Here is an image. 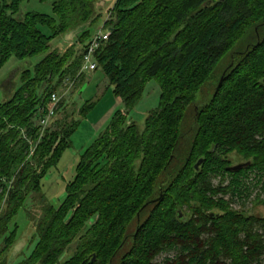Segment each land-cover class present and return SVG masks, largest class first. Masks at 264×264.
I'll return each instance as SVG.
<instances>
[{
    "label": "trees",
    "instance_id": "1",
    "mask_svg": "<svg viewBox=\"0 0 264 264\" xmlns=\"http://www.w3.org/2000/svg\"><path fill=\"white\" fill-rule=\"evenodd\" d=\"M26 1L0 0V69L10 58L47 53L68 31L81 32L64 53L49 51L33 70L23 69L21 85L0 103L4 250L17 239L18 227L11 224L27 199L36 196L43 204L39 218H31L30 254L0 264H262L264 217L223 216L224 202L213 198L230 193L248 199L254 188L264 191V0H115L105 23L109 39L95 59L124 109L80 155L57 205L45 195L42 178L72 146L80 118L95 106L88 101L77 115L67 112L87 73H80L84 50L105 16L98 0H55L54 15L23 13ZM66 77L76 90L62 99L28 158L43 109ZM151 80L160 86V101L141 128L129 115ZM232 150L250 164L227 171L224 156ZM217 172L230 176L227 186L213 185L209 174ZM201 197L204 206L222 211L214 218L207 212L205 222L194 224L182 206L195 201L197 207ZM73 244L74 254L64 260ZM172 249L180 252L174 259L156 261Z\"/></svg>",
    "mask_w": 264,
    "mask_h": 264
},
{
    "label": "rangeland",
    "instance_id": "2",
    "mask_svg": "<svg viewBox=\"0 0 264 264\" xmlns=\"http://www.w3.org/2000/svg\"><path fill=\"white\" fill-rule=\"evenodd\" d=\"M54 1L55 0H27L22 4V12H37L46 15H54L52 9V4ZM114 2L115 0L97 1V7L101 10L105 17L101 18L102 20H100V22L94 26V29L98 30L102 27L106 29L105 23L110 18V12L107 14V11ZM43 30L44 33L49 34L46 28H43ZM80 32V30H71L64 35H61L60 38L54 39L53 42H51V48L49 51L55 50L60 53H64L69 49V46L72 43L78 42ZM240 46L237 47L239 48ZM47 53L40 54L33 58H27L23 61L16 57L10 58L8 60V62L0 69V103L6 99L4 92L2 91L3 86L1 84L5 85V82L9 80L10 75H12L11 81H13L15 84V87L9 92V95H12L15 88L21 85L20 78L22 70L27 68L33 70L34 66L38 64ZM227 63L228 60L226 58L225 62L216 65V75H220ZM69 78L70 77H66L65 82H67V79L69 80ZM75 86L73 85L67 90V95L63 98L64 100L70 98L73 95L74 91L76 90ZM80 86L81 87L79 89L77 98L75 99L74 103L70 102L67 112L77 115L78 108L83 106L88 101L95 102V106L88 112L84 119L80 118L81 123L72 136V146L63 153L59 162L50 168L46 176L42 178L41 184L43 186L45 195L55 205L64 199L66 184L72 180L75 175V170L77 163L80 160V155L107 128L114 112L124 109V104L114 95L113 88L110 86L108 78L101 69L93 72H87L84 77V81ZM160 93V86L156 80L149 81L144 89L142 100L138 103L136 108L130 112L129 120L136 122L137 124L141 125V128H143L144 120L148 111L158 107L159 105ZM200 99L201 98L199 97L197 100ZM23 134L25 138L29 137L25 131ZM30 144L31 146L28 153V158H32L35 155L34 153L39 146V137L36 141H30ZM215 147L216 144L211 143L210 153L213 154L215 152ZM224 157L227 161L225 167L245 163L249 160L238 150H232ZM209 176H211L210 180L215 187L218 185L227 186L230 180V176L228 174L222 176L219 172H217V174H209ZM10 187L7 189L8 192ZM7 197L8 193L5 194V200ZM204 198L207 200L206 197H201V199L198 201L197 207H194L195 201H191L190 204H185L182 206L186 216H191V221L194 224H198L200 221L205 222L207 219L206 213L211 212V210H214V212L222 211L220 208L204 206L205 203L202 202L204 201ZM213 199L216 203H221L222 201L224 202L225 207L222 208L223 216L229 217L230 215L237 213L249 214L252 216L251 218L253 220L264 217V191L260 187L254 188L251 196L248 199H237L236 197H232L230 193L225 195L218 194V196H214ZM39 201V198L36 196L32 199L28 198L25 203V207L13 220L11 224L12 229L15 228V226L18 227L17 239L15 240L13 246L5 250L4 248L6 245H4L2 242L0 243V261L1 259H7L8 262L16 263L30 254L35 245V243L31 241V238L35 232L33 220L35 221V219H38L42 212L43 204ZM28 212H31L32 216L29 217ZM32 217L33 220L31 219ZM75 248L76 244L71 245V247L67 250L66 255L63 257L64 260H67L74 254ZM178 253L180 252L177 249L164 250L157 256L156 261L163 263L166 259H174ZM262 264H264V260Z\"/></svg>",
    "mask_w": 264,
    "mask_h": 264
},
{
    "label": "built area",
    "instance_id": "3",
    "mask_svg": "<svg viewBox=\"0 0 264 264\" xmlns=\"http://www.w3.org/2000/svg\"><path fill=\"white\" fill-rule=\"evenodd\" d=\"M109 35V31L103 27L94 32L91 41L84 50L80 73L86 71L93 72L97 69L95 53L97 49L109 39ZM74 83L75 81L67 79V82H65L64 86H62L59 91L51 94L48 103L43 109L44 111L39 119V125L41 127L39 139L44 136L46 129L51 124L53 118L56 116L60 102L67 95V90L70 89L74 85Z\"/></svg>",
    "mask_w": 264,
    "mask_h": 264
},
{
    "label": "water",
    "instance_id": "4",
    "mask_svg": "<svg viewBox=\"0 0 264 264\" xmlns=\"http://www.w3.org/2000/svg\"><path fill=\"white\" fill-rule=\"evenodd\" d=\"M203 162H204V159L203 158H201L200 160H198V162L195 164V168L198 170L200 168V166L203 164ZM249 164H250V162H245V163H240L238 165L230 166V167H227V171H234V172L235 171H239L240 169H242L243 167H246ZM163 196H164V194L161 193V195L157 199L152 200V202L153 203H156L157 201L162 200ZM147 205L148 204H146L145 206H147ZM208 214H209V216L211 218H214L215 216H218L219 215V213H216L214 211H211ZM138 216H139V214H138ZM179 218L182 219V220H187V217L184 216L183 211H181V210H179ZM94 260H95V257H94Z\"/></svg>",
    "mask_w": 264,
    "mask_h": 264
},
{
    "label": "flooded vegetation",
    "instance_id": "5",
    "mask_svg": "<svg viewBox=\"0 0 264 264\" xmlns=\"http://www.w3.org/2000/svg\"><path fill=\"white\" fill-rule=\"evenodd\" d=\"M12 75H10L9 80H7L4 84H1L3 86L2 91L4 92V96H7L9 94V92L11 91V89L14 88L15 84L13 83V81H11Z\"/></svg>",
    "mask_w": 264,
    "mask_h": 264
},
{
    "label": "crops",
    "instance_id": "6",
    "mask_svg": "<svg viewBox=\"0 0 264 264\" xmlns=\"http://www.w3.org/2000/svg\"><path fill=\"white\" fill-rule=\"evenodd\" d=\"M114 4V3H113Z\"/></svg>",
    "mask_w": 264,
    "mask_h": 264
}]
</instances>
